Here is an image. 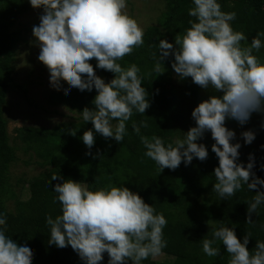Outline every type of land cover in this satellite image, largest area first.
Instances as JSON below:
<instances>
[{"label":"clouds","instance_id":"9594fccd","mask_svg":"<svg viewBox=\"0 0 264 264\" xmlns=\"http://www.w3.org/2000/svg\"><path fill=\"white\" fill-rule=\"evenodd\" d=\"M33 9H42L38 26L32 35L39 47L38 61L49 72L50 85L79 91L96 90L93 109L80 111L92 129L83 132L84 145L91 149L94 133L120 143L127 134L126 122L133 112L144 114L150 107L148 92L142 86L140 69L131 64L123 68L118 62L134 49L144 45V30L136 19L125 11L127 0H28ZM192 7L184 34L176 35L174 43L159 40L157 51L151 56L156 61L155 71L161 74L160 64L170 55L171 68L178 78L191 81L202 89H212L220 95H210L191 112L195 126L183 132L174 143H165L158 136L141 135L144 156L163 169H177L193 158L204 161L208 150L197 143L206 132L214 143L211 151L218 158L214 168V190L221 199L232 197L243 185L256 190L247 202L246 223H254L252 215H259L264 205V179L252 172L253 157L245 165L238 162L239 142L233 143L235 132L225 126L226 119L246 124L253 113L264 114V62L254 51L264 48V32H257L250 44L243 32L235 31L231 22L235 12H224L218 0H191ZM95 67L114 74L109 82L95 74ZM115 120L117 123L112 124ZM147 123L135 122L132 129L138 135ZM260 127L264 129V120ZM75 135L76 129L68 130ZM244 144L255 139L253 131L241 133ZM264 148V145H261ZM90 153H86L88 155ZM261 169L264 170V164ZM51 180H63L53 186V203L59 202L60 214L45 216L49 229V245L71 248L83 264H100L104 253L107 264H142L149 257L162 254L167 246L163 228L167 220L153 205L145 203L136 192L123 185L89 189L86 183L53 175ZM259 185V188L257 187ZM264 227V226H262ZM6 216L0 212V264H31L33 249L27 240L17 242L7 234ZM250 233L238 239L234 228L221 225L212 229L211 239H202V251L208 257L220 254L217 241L229 254L228 264H264V241L257 240L254 250L247 248Z\"/></svg>","mask_w":264,"mask_h":264},{"label":"trees","instance_id":"16d2710c","mask_svg":"<svg viewBox=\"0 0 264 264\" xmlns=\"http://www.w3.org/2000/svg\"><path fill=\"white\" fill-rule=\"evenodd\" d=\"M169 7L170 20L176 22L177 27L171 32H162L157 26L149 27L144 33V45L136 48L129 55L118 61L123 68L131 64L139 67L138 75L142 78V86L148 92L147 99L150 107L144 114L133 112L132 117L126 122L127 134L117 143L112 138H104L94 133L95 142L88 149L81 137L83 132L92 129L91 122L85 123L83 119L57 124L51 128L23 127L19 129L20 139L34 151L37 157L51 168L29 180L31 195L26 200H15L14 211L7 209L5 200L14 196L9 177L10 164L15 158V148L9 142L7 123L3 117V105L6 101V89L12 82L10 75V61L12 48L18 41L20 34L12 26L18 16L32 7L28 0H0V212L6 216L7 234L17 242H27L33 249L31 264H83L78 254L67 246L58 248L49 245V229L45 223V216L53 218L60 214L59 202L53 203V186L63 180H51L53 175H60L63 179L81 180L89 189L106 188L109 185H123L140 195L145 203L153 205L158 213H162L167 220L163 228V238L167 246L162 253L174 258L173 264H228L229 254L223 245L217 241L220 254L208 257L202 251V239L212 238V229L221 225L232 227L238 239L250 233L247 248L254 250L257 240L264 241V205L258 208L259 215H252L254 223H246L247 202L252 200L256 190H248L243 185L232 197L221 199L212 190L216 182L213 170L218 166V158L211 151L214 140L211 133L206 132L197 143H203L208 150V157L204 161L193 158L185 166L183 162L175 170L163 169L159 173L154 161L144 156V147L140 136H158L167 143H174L177 138L183 137L190 127L195 126L191 117L192 106L206 100L210 95H220L212 89H202L185 78L182 82H172L168 85L165 79L160 78L156 71V61L151 53L157 51L159 40L165 39L174 43L176 35H183L190 27L188 21L195 19L188 16V9L192 7L191 0H166ZM221 10L235 12L236 19L231 22L235 31H240L247 37V42L242 41L241 46L246 47L257 32H264V0H218ZM264 62V48L259 52L254 51ZM168 67L174 57H168ZM93 67L96 60L89 61ZM104 76L105 83L114 78L110 71L98 69ZM67 81H62L61 86L53 92V98L79 114L83 108L93 109L92 101L96 90L91 92L79 91L71 88L66 94L63 88ZM157 92H162L158 96ZM264 114L253 113L249 121L240 125L237 121L226 119L225 126L235 132L233 143L241 144L238 150V162L247 164L249 155L253 157L254 167L252 172L264 179V129L260 127ZM147 123L141 127L139 135L133 131L132 124L137 126L140 122ZM112 123H117L113 120ZM76 129L75 135H70L68 130ZM253 131L255 139L250 144H244L241 133ZM86 153H90L86 155ZM185 183L188 187L181 190ZM259 188V185L257 186ZM202 189L217 197L218 203L213 205L206 202L193 212L184 203L185 193ZM264 191V189H260ZM100 262L107 264L108 255L104 253ZM131 264V262H129ZM142 264H157L149 257Z\"/></svg>","mask_w":264,"mask_h":264},{"label":"rangeland","instance_id":"374dc122","mask_svg":"<svg viewBox=\"0 0 264 264\" xmlns=\"http://www.w3.org/2000/svg\"><path fill=\"white\" fill-rule=\"evenodd\" d=\"M169 7L166 0H127L125 11L137 20L145 31L151 26H157L162 32H171L176 29L175 21L170 20ZM42 9H28L22 12L11 29L18 31L20 37L12 48L10 61V75L12 82L6 89V101L3 105V117L7 123L9 142L15 148V158L10 164L9 177L11 190L14 196H8L5 205L8 210L14 211L15 200H26L31 195L29 180L49 170L50 164L36 156L21 139L19 129L23 127L51 128L60 123L78 121L82 119L75 109L60 103L53 98L55 87L50 85L49 72L45 65L38 61L39 47L32 35L33 26H38ZM166 58L160 64L161 74L170 85L172 82H182L177 74L168 67ZM95 74L104 79L103 74L93 67ZM158 96L162 92H157ZM204 100L196 102L192 110ZM115 125V123H112ZM80 181L81 180H76ZM183 183L181 190H186ZM184 203L190 211H194L206 202L213 205L218 203L215 196L202 189L185 193ZM157 264H173L174 258L162 253L152 257ZM103 264V263H100Z\"/></svg>","mask_w":264,"mask_h":264}]
</instances>
